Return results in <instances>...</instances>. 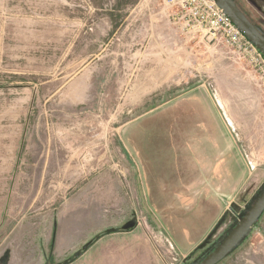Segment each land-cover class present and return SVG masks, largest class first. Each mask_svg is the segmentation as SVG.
Here are the masks:
<instances>
[{"label": "rangeland", "instance_id": "374dc122", "mask_svg": "<svg viewBox=\"0 0 264 264\" xmlns=\"http://www.w3.org/2000/svg\"><path fill=\"white\" fill-rule=\"evenodd\" d=\"M235 2L264 33V5ZM196 97L258 171L205 237L175 244L173 223H209L154 185L175 183L186 145L210 135ZM263 190L264 88L179 6L0 0V264H195ZM263 221L219 264H263Z\"/></svg>", "mask_w": 264, "mask_h": 264}, {"label": "crops", "instance_id": "0c3cea01", "mask_svg": "<svg viewBox=\"0 0 264 264\" xmlns=\"http://www.w3.org/2000/svg\"><path fill=\"white\" fill-rule=\"evenodd\" d=\"M241 1L249 5H264V0ZM197 100L202 106L199 104L200 107H198L197 103L193 107L212 122L209 127H202L203 130L209 129L210 135L201 140H193L186 145V153L190 156L184 164V171L181 176L177 177L175 183L170 184L165 181L157 182L154 185L160 190L159 194L161 195L173 193L186 199L189 197L196 208L195 210H198L199 206L201 210H206L204 217H209V223H173L175 229L173 226V230L167 227L166 232L175 244V237L178 239L179 235L182 237L181 242L186 245L198 242L205 237L216 224L214 222L219 217V212L224 208V205L227 202L231 203L243 191H246L247 181L252 180L253 174L258 171L253 158L250 156L249 160L246 159L247 154H244L240 142L227 138L224 126L218 123V120L216 121L215 110L208 107L209 105L202 99L197 98ZM165 129V125L155 127V130L160 132ZM198 130H201V126L198 127ZM141 131L148 130L139 128L135 132ZM161 143H151L147 148H150L152 153H156L158 148L163 147L158 145ZM151 185L153 184L150 181ZM200 226H202L201 230L198 229ZM258 252L264 258V248L262 247Z\"/></svg>", "mask_w": 264, "mask_h": 264}, {"label": "built area", "instance_id": "2783aa9c", "mask_svg": "<svg viewBox=\"0 0 264 264\" xmlns=\"http://www.w3.org/2000/svg\"><path fill=\"white\" fill-rule=\"evenodd\" d=\"M187 15V25L209 40L225 41L249 61L264 88V53L232 22L217 0H169Z\"/></svg>", "mask_w": 264, "mask_h": 264}, {"label": "water", "instance_id": "95a60500", "mask_svg": "<svg viewBox=\"0 0 264 264\" xmlns=\"http://www.w3.org/2000/svg\"><path fill=\"white\" fill-rule=\"evenodd\" d=\"M232 22L264 53V35L239 9L235 0H217ZM264 213V190L227 237L195 264H218L246 238Z\"/></svg>", "mask_w": 264, "mask_h": 264}, {"label": "trees", "instance_id": "16d2710c", "mask_svg": "<svg viewBox=\"0 0 264 264\" xmlns=\"http://www.w3.org/2000/svg\"><path fill=\"white\" fill-rule=\"evenodd\" d=\"M256 27H257V26H256ZM257 28H258V27H257ZM258 29H259V28H258ZM259 30H260V29H259ZM260 31H261V30H260ZM261 32H262V31H261ZM262 33H263V32H262ZM263 35H264V33H263ZM263 214H264V213H263ZM214 248H215V247H214ZM214 248H212L208 253H210ZM222 261H223V260H222ZM222 261H221V262H222ZM219 263H220V262H219ZM219 263H218V264H219Z\"/></svg>", "mask_w": 264, "mask_h": 264}]
</instances>
